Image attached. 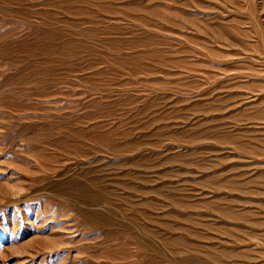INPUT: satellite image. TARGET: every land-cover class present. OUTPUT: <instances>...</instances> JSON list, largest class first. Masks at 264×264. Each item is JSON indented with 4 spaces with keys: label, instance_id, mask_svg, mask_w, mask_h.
<instances>
[{
    "label": "rangeland",
    "instance_id": "1",
    "mask_svg": "<svg viewBox=\"0 0 264 264\" xmlns=\"http://www.w3.org/2000/svg\"><path fill=\"white\" fill-rule=\"evenodd\" d=\"M0 264H264V0H0Z\"/></svg>",
    "mask_w": 264,
    "mask_h": 264
}]
</instances>
